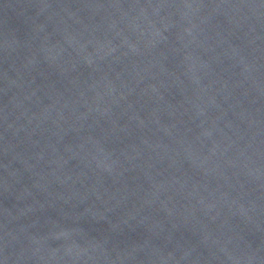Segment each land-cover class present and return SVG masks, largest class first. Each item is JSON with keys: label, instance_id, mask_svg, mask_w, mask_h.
Segmentation results:
<instances>
[{"label": "water", "instance_id": "water-1", "mask_svg": "<svg viewBox=\"0 0 264 264\" xmlns=\"http://www.w3.org/2000/svg\"><path fill=\"white\" fill-rule=\"evenodd\" d=\"M0 264H264V0H0Z\"/></svg>", "mask_w": 264, "mask_h": 264}]
</instances>
